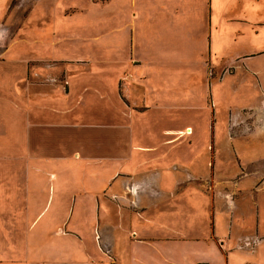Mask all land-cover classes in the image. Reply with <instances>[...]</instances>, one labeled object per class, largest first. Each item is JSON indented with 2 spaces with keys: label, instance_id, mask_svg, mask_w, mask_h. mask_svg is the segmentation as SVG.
Wrapping results in <instances>:
<instances>
[{
  "label": "crops",
  "instance_id": "1",
  "mask_svg": "<svg viewBox=\"0 0 264 264\" xmlns=\"http://www.w3.org/2000/svg\"><path fill=\"white\" fill-rule=\"evenodd\" d=\"M30 5L31 0H0V264H264V188L258 183L264 174L230 177L237 163L256 166L264 157L247 153L242 159L238 140L223 137L229 115L264 108V0ZM92 7L103 10L108 25L103 49L120 46L128 53L123 65L104 60L103 99L88 76L76 80L84 90L79 94L32 92L30 50L63 52L68 39L72 52L95 46ZM36 15L60 24L39 30L48 45L31 44L27 37L31 31L23 24ZM73 17L75 26L60 28ZM116 20L126 32L118 33ZM123 69L135 82L122 93L140 111L122 106L112 93L111 75ZM96 98L103 100L102 114L139 121L129 124L135 135L128 153L119 156V169L79 173L89 158L79 157L74 145L80 129L92 128ZM156 112L185 118L156 130L141 128ZM80 115L86 117L84 128ZM193 115L206 133L213 130L212 157L201 154L207 147L196 140L177 146L169 137L160 140L161 132L180 137L192 129L195 139ZM72 147L77 156H63ZM225 147L232 154L223 157L219 150Z\"/></svg>",
  "mask_w": 264,
  "mask_h": 264
},
{
  "label": "rangeland",
  "instance_id": "2",
  "mask_svg": "<svg viewBox=\"0 0 264 264\" xmlns=\"http://www.w3.org/2000/svg\"><path fill=\"white\" fill-rule=\"evenodd\" d=\"M37 0H31V8L33 6V3H35ZM92 1H99V0H92ZM101 1V0H100ZM128 4L125 6H118L121 10H125L127 8ZM91 16L94 19V21H91L92 24L90 25V33L91 35H96L93 40L95 43V46H88L83 51L85 52H72L70 51L71 47V41L70 39L67 40V44L63 46L65 50L63 52H53V53H36L34 50H30V53H28V56H30L31 60L29 62L30 69H31V82H35V84L32 86V92H57L58 94H70L71 93H81L83 92V87H80L77 85L76 80L80 78L81 76H88L90 78V81H94V84L92 87L94 88V91L100 92L99 96L100 99H103L104 96V88L107 87V84L105 83V65L104 60H115L120 63L122 61L125 62V56L128 55L126 52L127 50L122 47L114 48L111 51L104 50L103 49V31L108 28V25H103V10L91 8ZM81 16H79V19ZM62 26L60 28H70L71 26H75L77 21H75V17H73V21L71 20H64L61 21ZM47 28H54L59 27L58 22H45ZM45 23L36 15L33 16L30 23L25 22L23 24V27L25 30L31 31L30 41L31 44L37 43L40 40H43L42 43L48 45V40L45 36L42 34H38L39 30H41L43 27H45ZM115 27L117 28L118 33L126 32V28L123 26L122 21L116 20L115 22H112ZM59 28V29H60ZM82 51V50H79ZM123 63H120L123 65ZM177 66V64H176ZM126 69V68H125ZM123 69L121 72H117L112 76L113 85L112 90L115 98L117 101L122 105L126 107H131L133 110H142V107L133 106L130 102V99L126 97L122 93V89L124 87H131L135 80L133 76L128 74V72ZM36 72V73H34ZM106 86V87H105ZM194 89L193 86H190L189 90L191 94H194L192 90ZM105 92L108 93V89H105ZM64 96V95H63ZM197 100H199L198 97H196ZM65 101V100H64ZM63 101V102H64ZM103 101V100H102ZM102 101H99L97 98L95 99V104L92 107L93 110H95V113L93 115V121L91 123L92 128L86 131L79 130V141L78 146L74 145L78 151V156H85L89 158L88 163L84 164L79 168V173H95L98 174L100 171H106L107 173L111 171L110 173L114 172L113 170L119 169L118 163L120 162L119 156L127 149V144L129 142L130 136H134L135 134H132L128 127L129 124L132 122H138L139 118L138 116H129V115H113L112 113H109V111L105 114H102L105 108L101 109L100 105L102 104ZM204 102V99L202 97L201 100H199L198 103ZM177 102V99H176ZM33 103V102H31ZM67 103H74V102H67ZM93 103V101H92ZM109 110V109H108ZM149 116L147 117L146 125H144L141 128H149L150 130H156L159 129V127L163 125H167L171 122L177 123L180 119L185 118V116H167V115H158L157 116ZM159 114V113H158ZM173 117V118H172ZM84 115H80L78 122L79 126L84 128ZM201 119H199V115H193L191 116V121L193 124H196L198 126V132L195 135L194 139V130L192 129L189 133V135H183L178 137L180 134H166L160 138V140H166L170 138V142L177 144L181 141H193L196 140L198 143H204V147H207V149H202L201 154L206 152L208 154V157H212L214 155V148L212 147V143L214 141L213 137V130L211 132H205V129H203V124L200 122ZM144 124V122H143ZM226 126H228L227 132L223 134V137L226 140H230V138H236L238 140V143L240 144L239 151V157L242 159L245 157L253 155L254 156H260L263 155L264 157V108L255 110V112L249 114H245L241 112V114H238L237 117H231L229 115L228 122L226 123ZM232 126V127H229ZM249 128V133L247 132L245 127ZM67 130H70L69 126L64 127ZM212 128V126H211ZM250 130H254V152L251 151L252 148H248V145H251V138H253L252 133ZM70 133V132H69ZM68 133V134H69ZM176 133V132H175ZM62 135H66L65 131H62ZM81 137H84L81 139ZM169 137V138H168ZM68 138V137H67ZM30 148L34 149L36 146L34 144V137L30 138ZM53 142L52 139H50L47 143ZM249 142V143H248ZM208 143V144H207ZM39 149V148H38ZM47 149V148H46ZM46 149L43 147H40V150L42 152H46ZM129 149H127L128 153ZM160 151V149H159ZM221 155L223 157H226L228 154H232V150L225 147L219 150ZM62 152V151H61ZM75 152L73 150V147L70 149H66V152H64L63 149V156H70L76 157L77 154H72ZM251 152V153H249ZM248 153V154H247ZM262 153V154H261ZM234 155V154H233ZM235 156V159H238ZM240 158V159H241ZM90 163V164H89ZM255 166L254 164H244V163H237L236 165V171H231L232 174L230 177H241L246 175H251V173H263L264 174V158L260 159ZM212 167V165H211ZM65 170V169H64ZM223 171H225V167L223 168ZM100 172V173H101ZM105 172V174H107ZM261 178V177H260ZM259 184H262V188H264V181H259Z\"/></svg>",
  "mask_w": 264,
  "mask_h": 264
}]
</instances>
